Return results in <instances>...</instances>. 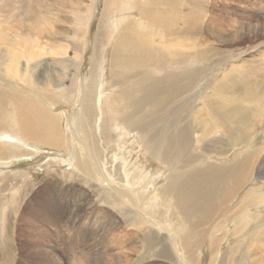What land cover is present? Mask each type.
<instances>
[{
    "label": "rangeland",
    "instance_id": "1",
    "mask_svg": "<svg viewBox=\"0 0 264 264\" xmlns=\"http://www.w3.org/2000/svg\"><path fill=\"white\" fill-rule=\"evenodd\" d=\"M107 1L109 2L107 3ZM175 2V9L178 11V14L181 13L185 15L188 11H192L202 18L204 25L205 23L209 25L215 24L216 29L212 27L217 30V36L211 34L208 36V34L202 30L201 33L194 35V37L188 35L189 38L185 39L184 42L182 41L181 44L185 46L183 48L185 51L184 56L187 53H191L194 49H206V51L202 52L203 57L200 58L192 56L185 59L183 63H177L180 57L177 51L175 63L166 59L164 63L158 66H150L147 65L149 60L141 59L142 62H145L146 67L150 71L147 74L150 73L153 77H163L161 80L166 79L164 76H167V74L171 75L175 72H177L179 76L186 74L188 77V75L193 72H196L197 75L195 77L193 76L194 78L192 79L188 77L193 82L190 83V85L194 84L191 88L192 90L182 91L179 87L181 85L185 87V84L189 81H182L180 79L176 86H166L164 94L162 95L164 100L161 99V96L157 98L158 103L154 108L155 112L162 109L171 111H169L170 114L167 115L166 120L163 121H166V123H161L158 126L156 121V126L153 125L152 129H149L152 126H147L149 130L145 129L147 128L146 125H139L140 129L137 130V127L131 126L130 123L123 124L125 122L122 120V116L124 111L129 109V112L126 113L130 115V111L133 107V103L125 97L124 93H128L132 88L131 84H134L139 78L137 76L133 78L130 77L128 82L125 83H114L113 78H111L110 69L113 63L116 38L118 37L117 34L136 35L134 39L137 42L150 45L146 48L144 47L142 50L147 51L153 48L154 54L163 56L166 51V47L164 46L167 44H172V46H174L173 44L178 42V37L174 32L175 28L177 30V27L178 29H183L184 27L181 23L175 22L172 8ZM11 3L12 0H0V39L4 40L2 44L1 42L3 40L0 41V48H3L5 43L8 45L10 42H14L15 45H21L23 48L30 47V49H34L36 47L35 44L38 46L41 43L35 36L32 38V35L28 33L29 29L25 21L20 23L17 21L24 19V17H9L13 11L14 13L16 12L15 9H12ZM248 3L249 0H155L153 3L151 0H116L115 3H111V0H79L78 8L76 12H74L77 14L76 19H74L75 14L70 16L72 19L69 25L70 29H68L67 33V35H70V38L68 42H66L67 46H71V40L74 38L77 39L75 31L79 28V34L82 35H80L77 51H74V47L73 50L70 48L67 49L70 56L79 55L77 65L71 66V70L66 78V87L69 86L71 89L73 88V94L69 99L66 95L57 96L59 97L57 99L61 101L57 100L56 104L50 107L51 112L61 114L63 117L59 124V130L66 138L65 148H58L56 150V148L47 147L45 145H36L33 142H26L17 135L9 134L8 136L7 134H2L0 136V142H4V145H6L4 146L6 153L4 152L1 156H8V161L4 164L5 167L4 165L0 166V264H83V262L84 264H190V262L192 264H226L227 261V264H229L240 258H242L243 261L241 263H264V233H262L264 231V99H257L259 103L256 101L254 102L252 98H249V95H244L241 92L242 90L250 94L254 86L252 79H254L255 76L251 74V70L253 69V64H257L256 60L254 61L256 58V49L259 48L261 51L264 50V37L261 36L264 35V33H261V35L256 34V36L253 33L256 30L252 27L247 15L249 13ZM150 8H155L163 13L171 14L170 24L166 22L163 29L158 24L155 26L154 23L142 19L140 10L145 11L148 9L151 11ZM2 17L3 20H1ZM6 18L10 19L7 21ZM184 19L185 17L182 20L185 21ZM209 21L211 22L209 23ZM131 25H133L132 28ZM11 27H13V29H11ZM21 28L26 30L24 31ZM100 30H102L103 34L98 38ZM166 39L169 41H165ZM82 40L84 41L83 43ZM192 40H200V46L195 44L192 48V44H194ZM221 40H223V42ZM20 41L23 42L21 43ZM60 42L62 43L64 41ZM74 42L75 41H73V45ZM47 46H49L48 43ZM97 50H99V59L96 64L98 74L93 76V59L97 54ZM142 50L140 52H142ZM124 52L126 51L124 50ZM204 56H208L207 59ZM185 58H187V55ZM258 58H260V56ZM22 60L24 59L21 58L20 62L17 64L18 67H21L20 73L23 70ZM122 61L128 64L125 65L126 69L128 68L130 72L132 70L134 71V67L130 65L137 61L136 58L127 61L125 57ZM38 69L39 67L35 68V71H38ZM1 73V77L5 79L6 76L3 74L4 72ZM227 76L228 79L231 78L229 79V85L235 84L234 91L233 89L231 90V88L217 90L216 82ZM6 78H8V76ZM233 79L234 81H232ZM4 82L5 80H0V85ZM89 88L92 89V94H87ZM174 88H176V91H180L176 96H174L176 92L173 91ZM118 90L122 91L123 98L126 99L125 101H123L124 99L120 100L118 98ZM79 93L82 94L80 95ZM158 95L159 93H157V96ZM85 97H91V104L97 114L94 132L96 134L95 129L99 128L96 134L98 144V153L96 156H98V164L101 165L102 168L101 172L103 173L105 171L103 174H105L109 180L115 181L117 184L119 183V185L127 181L134 192L129 193L124 191V195L130 198L135 194V196L141 199L143 196L148 195V192L153 191L155 198L153 200L148 197V204L146 203L143 205L141 201L137 209L134 204H132L131 200H128L121 193L114 192L110 187L101 184V181L98 182L99 179L96 181L72 167V152L74 149L78 148V146L83 148L81 143L86 144L87 140L82 136L81 143L76 141L75 137L81 136L80 133L82 129L79 128L75 122L72 124L71 114L77 105L84 108ZM169 98H173L170 99L168 103L170 106L167 105ZM122 102H129L131 106L127 105L128 107L124 109L122 107ZM185 103L186 107L184 108ZM208 103L211 106L210 108L198 110ZM255 103L259 104L257 105L256 112L251 110L253 106H256ZM222 105H224V107ZM118 106L121 107V111ZM144 106H149V102L145 103ZM160 107L164 108L161 109ZM239 107L242 108L239 109ZM250 107L252 108L249 110L248 108ZM176 108H179L177 112H175ZM180 109H185V112L183 114L178 113ZM141 110L140 112L143 111L144 113V109ZM172 110H174L175 113L172 112ZM203 110L204 112H202ZM221 111L225 112L222 113ZM186 112L188 113L185 114ZM196 112L198 114L194 117ZM230 112L233 116L229 114ZM126 113H124V115H127ZM236 113L238 115H236ZM180 114L181 117H179ZM177 115L179 119H177ZM184 115L186 116L185 120L189 122V124L193 123L190 122L193 121V119L196 118L195 120H197L193 128H190V133L195 134V131L207 130L203 133L206 135L205 139L208 142L206 140H202L204 143L202 141L199 142V137L205 136L203 133L200 135L195 134L197 139L193 137L194 143L192 142V147L195 149L197 146L198 148L194 150L192 147H189L187 149L192 150L191 154H193V152L197 154L199 151L202 153L201 156L203 155V158L200 157L201 159L199 158L197 162H193V168H190V165L186 164L192 163L191 160H193V157L191 156L192 158H189L190 160L184 162V164L181 160V154L185 157L183 153L186 150L184 151L178 146L175 147V150L174 147L171 146L172 150L175 151L174 153L179 157L174 156L175 154L172 151L168 156V158H171L169 162L170 164L172 163L171 165L176 169L180 167L179 170L183 172V175L181 177L178 175L176 177L169 176L168 180L165 182L168 187H170V181H173L175 178L182 180L191 174L192 170L194 173H196L195 170L199 169H205L209 172L215 171L222 168V166H229L236 160L243 159V157L244 159L250 158L247 154L257 152V159H253L255 164L251 166L250 170L252 177L227 201L222 208L225 211L224 214L222 213L221 207H218L212 216H208L210 219L208 218L207 221L199 227L203 231L200 240L203 243L198 245L199 248L195 247L194 250L192 249V251H196L197 254H194V258H191V261L187 258L185 262L176 256L171 245L165 238L164 232L153 229L152 225L144 220L146 214L147 218H153L150 215L151 212L156 220L163 219L164 215L172 219V223L166 222L169 224L170 230H180L184 228V226H182L184 223L176 217L174 202L172 200H170V202L161 201L157 191H155L156 187L158 188L160 186V184L158 183L157 185L156 182H161L163 178L166 177L167 166L162 161L156 159L151 153L155 152L154 147L156 148L158 144V147H161L158 150L165 152L168 147L166 139L169 133H175L173 131L175 128V131H177L187 123L184 120ZM168 118H171L170 121H168ZM172 119L174 121L176 119L178 124ZM7 120L9 124H12L10 119ZM230 121L231 124H229ZM166 124H168V126H166ZM161 125L162 127L166 126L163 128H167L164 129V139L161 136L163 133V131H160L163 129L160 127ZM76 127H78L76 132L74 131V133H72V130ZM141 127H144L143 132L147 140L142 137ZM168 127L173 130H169ZM158 128L160 129L158 130ZM202 128L205 129L203 130ZM228 129L230 131L232 130L231 133L233 132L231 134V139L228 137L229 133L223 134V131L229 132ZM156 130L161 134L158 135L156 132L159 137L157 136L155 141H149L150 132L152 133ZM209 131L213 132L209 133ZM196 133L199 134V132ZM221 136L223 137L221 138ZM216 137L220 139H218V141L214 140ZM151 142L154 144L152 145ZM235 143L238 146H235ZM220 148L223 150L227 149V151L222 154ZM22 150L30 151L29 156H26L27 153L21 152ZM177 150L183 152L179 151V153ZM202 150L209 153L204 154ZM42 156H45V158L43 161H39L40 159L38 158H43ZM188 156L186 158H188ZM35 160L37 163H35ZM208 164L213 166L208 169L205 167ZM203 166L205 168H203ZM187 171H189V173ZM147 175L148 177H146ZM69 177L70 179H68ZM49 178H57L56 185H54L51 191L48 190L49 194H51L49 196L51 199L50 205L52 206L45 205V203L41 202L45 197V192L40 189L41 184L45 179ZM104 183L109 184L105 181ZM123 189V187H119V190ZM247 193H249V204L246 206L248 212H246L245 216L239 221L238 214L233 213L236 203ZM140 207L150 210V212L145 214V211H142L144 215ZM163 210H166L165 214L162 213ZM48 217L49 219H47ZM108 217H111V219ZM47 221L49 223H47ZM30 222L31 224H29ZM36 223H38V225H36ZM28 224L30 225L29 228H27ZM35 225L39 229L36 228ZM26 228L27 231L24 230ZM154 232L155 235H158L156 236L157 240L151 246H145V244H143L145 242V236ZM43 233H45V235H43ZM177 238L178 241H180L181 237L179 234ZM209 240H211V243H209ZM197 242H195V244ZM212 243L213 246H209ZM177 244L178 246L174 250H176V252L177 250L178 252L181 251L182 254L187 257L188 251L185 253L186 249L181 248L179 242H177ZM164 247H166V251ZM206 247L207 249L210 248L209 251L206 250Z\"/></svg>",
    "mask_w": 264,
    "mask_h": 264
},
{
    "label": "bare ground",
    "instance_id": "2",
    "mask_svg": "<svg viewBox=\"0 0 264 264\" xmlns=\"http://www.w3.org/2000/svg\"><path fill=\"white\" fill-rule=\"evenodd\" d=\"M151 1L153 3L155 0H151ZM108 2L109 1H107V3ZM115 2H116V0H111V3H115ZM78 3H79V0H12L11 6H12V9H15L16 12L14 13V11H13L12 14L9 13L10 14L9 17H13V16L24 17V19L17 20V21L19 23L25 21L27 24V27L29 29L28 33L32 35V38H33V36H35L40 41L41 44L38 43L39 44L38 46H37V44H35L36 47L34 49H30V47L23 48V46H21V45L18 46V45H15L14 42H10V44L7 45L5 43L3 48H0V80H5V82L0 85V136L2 134H7L8 136H9V134L17 135V136H19V138L25 140L26 142H33L36 145L37 144L45 145L47 147L56 148V150L58 148L59 149L63 148V147L65 148L66 138L64 135L61 134V132L59 130V124L61 123V120L63 117L61 114H55V113L51 112L50 107L54 106V104H56L57 100L61 101L60 99H57V98H59L57 96H59V95L65 96L66 95L69 99V98H71V96L73 94V91H72L73 88L71 89L69 86L66 87V78L68 77V74L71 70V66L77 65V60L79 58V55L72 57L69 55V52L67 51V49L70 48L71 50H73V47H74V51L75 52L77 51L78 46H79L78 42H80V35H82V34H79V28L76 29V31H75L76 32L75 35L77 36V39L74 38L71 40V42H72L71 46H67L66 42H68V39L70 38V35H67L68 29H70L69 25H70L71 19H72L70 16H73L75 14L74 12H76V10L78 8ZM175 4H176V2L172 5L173 14L175 17V22L181 23L184 27H183V29L182 28L178 29V27H177V30L175 28L174 32H175V35H177V37H178V40H177L178 42H176V44H173L174 46H172V44H167L166 46H164V47H166V49H165L166 51H165V54H163V56L162 55L157 56L156 54H154L153 48H150L147 51L142 50L144 47L146 48L150 45L147 43H146L147 45H144V43L137 42L134 39L136 37V35L132 36V35H127V34L121 35L120 33L117 34L118 37L116 38L113 63H112V68L110 69L111 78H113L114 83L128 82L130 77L133 78V77L137 76L139 78L136 82H134V84H131L132 88L130 87L131 89L129 90V92L127 91L128 93H126V94L124 93L125 97L128 100H130V102L133 103V107L130 111V115H128V113H126V112H129L130 107L128 108L129 110L124 111V113H126L127 115H124V113H123V116H122V114H121L122 120L125 122L123 124L130 123L131 126L137 127V130L140 129L139 125L140 126L146 125V127L152 126L151 128H149V129H152L153 125H155L156 121H157L158 126L161 123H166V121L165 122H163V121L166 120L167 115L170 114L169 113L170 110L168 111L167 109H162L164 107H162V108L160 107L162 110H158V112H155L154 108L158 103L157 98L161 96V99H163L162 95L164 94L166 86L167 85L176 86L178 81H180V79L182 81L184 80V81H189V82L187 84H185V87H183L184 85L183 86L181 85L179 88L182 91L190 90L194 85V84L190 85V83H193L190 79L194 78L197 75L196 72L190 73L188 75V77L190 78L189 79L186 74L179 76L177 74V72H175L171 75L167 74V76H164V77H166V79L161 80L163 77H158V76L153 77V76H151L150 73L147 74L150 71L146 67L145 62H142L141 59L143 58L144 60H146V59L149 60L150 64L148 63L147 65H150V66L151 65H157L158 66V65L164 63V61L166 59L175 63V55H176L177 51L180 55V57L177 60V63H183L185 59H188L192 56H197L198 58H200V57H203L202 52L206 51V49L205 50L201 49V48H199V50L194 49L191 53H187L186 54L187 58H185L186 55L184 56L185 51L183 49L185 46L181 44L182 41L184 42L185 39L189 38L188 35H190V37H194V35L201 33L202 30L205 33H207L208 36H209V34H211V35L217 34V30H215L216 29L215 24H214L215 26L213 24L209 25L208 23H205V25H204L202 18L199 15H197L195 12H192V11H188L185 15H182L181 13L178 14V11H176V9H175ZM248 4H249L248 5L249 6L248 7L249 13L247 15L249 17V20L251 22L252 27L254 28V30H256L253 33L255 34V36H256V34L261 35V33H264V0H249ZM150 9L152 12L149 11L148 9L145 11L140 10V14L142 16V19H144V20L146 19V20H148V22L154 23L155 26L158 24L163 29H164V25L166 24V22H168L170 24V20L172 17L171 14L163 13L160 10L155 9V8H150ZM6 13H4V14H6ZM76 17H77V14H75L74 19H76ZM184 17H185V19H184L185 21L182 20ZM6 19H4V20H6ZM8 19H10V18H8ZM8 19H7V21H8ZM18 19H20V18H18ZM1 20H3V17ZM210 22L211 21H209V23ZM133 25H134V23H133ZM133 25H131V28L133 27ZM24 26H25V24H24ZM13 27H11V29H13ZM6 28H7V26H6ZM22 30L25 31L26 29H22ZM251 30H253V29H251ZM25 33L28 36H30L27 32H25ZM102 34H103L102 30H100L98 33V38ZM185 34H187V35H185ZM261 36L264 37V35H261ZM27 39H28V37H27ZM1 40H3V39H0V41ZM60 41H64V42L61 43ZM73 41H75L74 45H73ZM165 41L168 42L169 40L166 39ZM192 41L194 42V44H192V42L190 41L192 44V48H193V45H195V44H198L200 46V40H192ZM221 41L223 42V40H221ZM83 42L84 41L82 40V43ZM2 43H4V40L1 42V44ZM47 43L49 44V46H47ZM263 44H264V40H263ZM155 46H156V44H155ZM167 46H170V47H167ZM33 47H31V48H33ZM159 47H161V46H159ZM124 50L127 53L124 52ZM141 50H142V52H140ZM96 53L97 54L95 55V58L93 59V62H94L93 63V65H94L93 76H96L98 74V69L96 68V64H97V60L99 59V56H98L99 50H97ZM207 54H209V53H207ZM257 56L258 57L260 56V58H258ZM125 57H126L127 61H131L132 58L137 59L136 62H133L130 65L131 67H134V71L132 70L130 72L128 68L126 69L125 65L127 63L125 61H122L125 59ZM207 57H205V58L207 59ZM21 58L24 60H22L23 61V63H22L23 64L22 65L23 70L20 73L21 67H18L17 64H18V62H20ZM255 60H256L257 64L256 65L253 64L252 70L248 69V70H251L252 71L251 74H253L255 76V78L252 79V83L254 85L253 88L251 89L252 91L250 92V94H249V92L247 93V92L242 91V90H241V92L244 95H246V94L249 95V98H252V101L258 102L257 99H259V100L264 99V50L261 51L259 48L256 49V58L254 59V61ZM37 67H39V69H38V71H35V68H37ZM249 68H251V67H249ZM151 69H153V68H151ZM187 71H188V69H187ZM1 72H4L3 74H5L6 77L8 76V78L5 77V79H3L1 77L2 76ZM254 76H252V77H254ZM126 77H127V79H126ZM229 79H231V78H229ZM229 79L227 76L225 78H222L218 82H216L217 90H223L225 88H231V90L233 89V91H234V85L235 84L229 85ZM244 80H246V79H244ZM232 81H234V79ZM246 81H248V80H246ZM242 87H243V85H242ZM175 89L176 88H174L173 91H176ZM74 90H76V89H74ZM170 90H171V88H170ZM91 91H92V89L89 88L87 90V94H90V93L92 94ZM177 91H176L177 93L176 92L174 93V96H176L180 92L179 90H177ZM157 93H159L158 96H157ZM84 95H86V94H84ZM179 95H181V94H179ZM239 95H240V91H239ZM117 96L120 100L124 99L123 93L121 90H118ZM85 98L86 99H85L84 108L82 106L79 107L77 105V107H75L73 113L71 112L72 113L71 114L72 124L75 122L77 124V126L82 129V131L80 133L81 136L75 137L76 141L81 143L82 142V140H81L82 136L87 140L86 144L81 143L83 145V148L78 146V148L74 149V151H73L74 153L72 152V157H73L72 167L74 169L88 175L92 179H95L96 181H97V179H99L98 182L101 181L100 182L101 184L110 187L112 190H114V192L121 193L128 200H131L132 204H134V206L137 209L139 208V203H141V201H142L143 205H145L146 203L148 204V202H147L148 197H150V199H153V200L155 198L153 195V191L148 192V195L143 196V198H141V199L138 196H135V194L133 195L132 198H130V197L124 195V191H127L129 193L134 192V191H132V187L129 185V183H127V181H125L124 183L119 185V183L117 184V183H115V181L109 180L108 177L105 174H103L105 171L103 173L101 172L102 168H101V165L98 164V160H97L98 156H96L98 153V151H97L98 144H97L96 134H97L99 128L95 129L96 134L94 132V128H95L94 124H95V121L97 118V114H96V111L93 109V106L91 104V97L90 98L85 97ZM175 98H177V97H175ZM170 99H173V98H169L167 105L170 102ZM125 100L126 99H124L123 101H125ZM224 101H226V100H224ZM239 101H240V99H239ZM147 102H149V106L145 107L144 105ZM122 103H123L122 107L124 109H126L128 107L127 105L131 106V104L129 102H122ZM174 103H175V101H174ZM183 103H182V105H183ZM258 103L257 104L255 103L256 106H253V109H251L252 107H250L248 109L249 110L251 109L254 112H256L257 111V105H259ZM168 106H170V105H168ZM172 106H175V105H172ZM222 106L224 107V105H222ZM118 107L121 111V107L120 106H118ZM185 107H186V103L184 104V108ZM210 107L211 106L208 103L204 107H200L198 110L200 111V109H206V108H210ZM236 107H238V106H236ZM245 107H246V105H245ZM225 108H229V107H225ZM241 108L239 107V109H241ZM141 109L142 110L144 109V113ZM178 109L176 108L175 112H177ZM140 110L142 112H140ZM97 111H99V110H97ZM193 111H194V109H193ZM193 111H191V112H193ZM219 111H220V109H219ZM172 112H174V110H172ZM184 112H185V109H183V110L180 109L178 111V113H182V114ZM202 112H204V110ZM224 112H222V113H224ZM187 113L188 112H186L185 114H187ZM227 113H228V111H227ZM196 114H198V113L196 112L194 117H196ZM229 114L232 115L231 112ZM156 115H157V117H156ZM236 115H238V114L236 113ZM111 116H113V115H111ZM179 117H181V114L179 115ZM179 117L177 115V119H179ZM185 117L186 116L184 115V120L186 119ZM234 117H232V118H234ZM258 118H259V116H258ZM7 119H10L12 124H9ZM168 119H169L168 121H170L171 118H168ZM195 119H193V121H190V122H193L190 124H189V122H187L185 120L188 124L187 123L184 124L183 127H181L180 129H178L179 128L178 127L177 131H175L176 128H175V130H173V129L168 127L169 130H173L175 133H173V132L169 133V135L166 139V143H167L168 147L165 150V152L158 150L159 148H161V147H158L159 144L156 145V148L154 147L155 152L150 151L156 159L162 161L167 166L166 167L167 168L166 177H164L161 182H156V184L158 185V183H159L160 186L158 188L156 187L155 191H157L161 201H163V202L169 201L170 202V200H172L174 202V207H175L174 210L176 213V217L178 219H180V221L182 223H184V225H182V226H184V228H181L180 230H176V229L170 230V228L168 226L169 224H167L166 222L172 223L173 222L172 219L167 218L164 215L163 219L156 220L154 218V216L152 215V213L150 212V210H146V209L140 207L141 212L145 211V214L150 212V215L153 217V218H151V217L147 218V216H146L147 214L145 215L142 212L145 215V217H144L145 222L148 221L152 225L153 229L164 232L163 234L165 235V238L167 239V241L171 245L172 250L175 252L176 256L181 258L182 261H184V262L187 260V258L191 261V258H194V254L195 253L197 254V252L192 251V249L194 250L195 247H198L199 244L201 245L203 243L200 241L202 238L201 235L203 234V231L199 227L204 222H206L210 216H212L214 214V212L216 211V209L218 207H221V209H222L225 206V204L227 203V201L234 194H236V192L238 190H240L244 186V184H246L250 180V178L252 177L251 172H250L251 166L255 164L253 159L254 158L257 159V152H254L253 154H247L248 156H250V158L248 157V158L244 159V157H243V159L236 160L231 165L225 166V167L222 166V168H219L215 171L209 172L205 169H199V170H195L196 173H194V171L192 170L193 175H192V173L189 174L190 176L189 175L186 176L185 177L186 179L183 178L185 180L175 178L173 181H170L171 180L170 179L169 180L170 181V183H169L170 187H168L165 184V182L168 180L169 176L170 177H176L178 175L179 177H181L183 175V172L181 170H179L180 167H177L178 169H176L174 166L171 165L172 163L170 164V162H169V159H171V158H168V156L173 151L171 146H173L174 149L176 146H178V147L182 148L184 151L186 150L183 153V154H185V157L181 154L182 163L190 160L193 157L192 158L193 160H191L192 163L190 161H189L190 163H186V164L190 165V168L191 167L193 168V166H194L193 162H197V160L200 157L203 158V155L201 156L202 153H200L199 151L197 154L195 152H193V154H191L192 150L187 149L189 147H192L193 137L196 138L195 134L200 135L203 132L205 133L207 131V130L206 131L201 130V131H195V134L190 133V131H191L190 128H193L194 123L197 121ZM184 120H182V121H184ZM175 121H176V119H175ZM237 122H239V121H237ZM173 124H175V123H173ZM177 124H178V122H177ZM229 124H231V121ZM130 125H127V126H130ZM238 125H239V123H238ZM166 126H168V124H166ZM166 126H163V127H166ZM173 126H175V125H173ZM78 127L74 128L72 130V133H74V131L76 132ZM160 127H162V125ZM197 128H200V127H197ZM145 129L149 130L148 127ZM159 129L160 128H158V130ZM164 129H167V128H163L160 130V131H163V133L161 135L163 139L165 137V135H164L165 130ZM202 129L204 130L205 128H202ZM214 129H216V128H214ZM143 130H144V127L142 128V131H141L142 137L145 140H147L145 138V134H144ZM130 131H132V130H130ZM231 131L230 130H229V132L223 131V134L229 133L228 137H230V139H231L232 138L231 134L233 133V132L231 133ZM156 132H157V130L155 132H152V133L150 132V135L148 138L149 141H155L157 139V136L161 134V133L159 134L157 132L158 133V135H157ZM196 132H199V134ZM210 132L211 131H209V133ZM141 133H139V134H141ZM213 134H215V133H213ZM207 136H208V134H207ZM222 137L223 136H221V138ZM205 138H206V135L204 137H199V142H201L202 140H206ZM218 139H220V138L219 137L214 138V140H217V141H218ZM238 141H236V142H238ZM210 143H212V142H210ZM151 144H152V142H151ZM208 145H206V146H208ZM234 145L236 146L237 144L235 143ZM4 146H6V145H4V142H0V161H1L0 166L6 164V161H8V156H1L5 152ZM109 147H111V146H109ZM169 147H171V148H169ZM147 148H148V146H147ZM150 148H149V150H150ZM197 148L198 147L196 146L195 149H197ZM223 148H225V147H223ZM233 149H235V148H233ZM179 151H181V150H177V152H179ZM202 151L204 154L209 153V152H206L205 150H202ZM226 151H227V149L223 150L222 148H220V152L222 154ZM21 152H24L25 154L27 153L26 156H29V154H30V151L22 150ZM174 152L175 151H173V153ZM181 152H183V151H181ZM188 155H190V156H188ZM174 156L179 157V156H177V154H175ZM187 156H188V158H186ZM44 158H45V156L43 158H38V159H40L39 161H43ZM30 159H32V158H30ZM38 159H36V160H38ZM174 159H176V158H174ZM259 159H260V156H259ZM36 160H35V163H37ZM9 162H10V160H9ZM177 165H178V163H177ZM212 166L213 165L208 164L205 167L210 169ZM4 167H5V165H4ZM205 167L203 166V168H205ZM132 172H131V174H132ZM187 172L189 173V171H187ZM106 173H107V171H106ZM6 176H7V173H6ZM123 176H124V174H123ZM132 176H133V174H132ZM146 177H148V175ZM9 179H8V181H9ZM68 179H70V177ZM104 181L108 182L109 184H105ZM56 182H57V178H53V179L49 178V179H45V181H43V183L41 182L42 184H41L40 189H42L45 192V197L43 198V200L41 202L45 203V205L46 204L50 205V203H51V199L49 196L51 194H49V191H51V189L54 187V185H56ZM216 184H218V185H216ZM119 187H123L124 189L119 190ZM71 189H69V190H71ZM59 190H60V188H59ZM55 192H56V190H55ZM74 192H75V190H74ZM47 193H48V195H47ZM125 194H126V192H125ZM248 195H249V193L244 195L243 198L241 197L242 199L238 203H236L235 210H234L233 214H238V220L239 221H240V219H242L245 216L246 212H248V210L246 209V206L249 204ZM129 196H130V194H129ZM77 198H79V197H77ZM59 199H61V198H59ZM69 199H70V197H69ZM156 199H157V197H156ZM76 202H77V200H76ZM50 206H52V205H50ZM65 206H66V202H65ZM82 208H83V206H82ZM54 210H56V209H54ZM222 211L221 212L224 214L225 211L223 209H222ZM142 213H140V214H142ZM162 213L165 214L166 210H163ZM22 215H24V214H22ZM43 215H45V214H43ZM141 216H143V215H141ZM38 218H39V216H38ZM108 218L111 219V217H108ZM47 219H49V217ZM53 220H55V219H53ZM18 222H20V221H18ZM47 223H49V222L47 221ZM29 224H31V222ZM29 224H28L27 228H29V226H30ZM36 225H38V223H36ZM36 225H35V227H36ZM49 227H51V226H49ZM27 228L24 230L27 231ZM36 228H38V227H36ZM28 230H30V229H28ZM262 233H264V231ZM36 234H37V232H36ZM36 234H35V236H36ZM178 234L181 237L180 241H178V238H177ZM43 235H45V233H43ZM52 235H53V233H52ZM29 236H31V235H29ZM81 236H82V233H81ZM156 236H158V235H155V232L149 233L148 235L145 236V239H144L145 242L143 244H145V246H151L157 240ZM261 236H262V234H261ZM129 238H130V236H129ZM197 241L198 242L200 241V242L198 243ZM209 241H210L209 243H211V240H209ZM177 242L180 243L179 246L181 248L186 249L185 253L188 251L187 257H185L181 251L178 252V250H177V252H176V250H174L178 246ZM195 242H197L198 244L197 243L195 244ZM213 243H215V242H213ZM213 243L210 244L209 246H213ZM38 246H40V245H38ZM209 249H207V247H206V250L209 251ZM164 250L166 251V247H164ZM78 254H80V253H78ZM231 259H232V257H231ZM229 261H230V259H229ZM212 262H213V260H212ZM241 262H243L242 258H240L237 261L234 260V262H230L229 264H248V263H241ZM227 263H228V261H227ZM83 264H84V262H83ZM190 264H192V263L190 262ZM219 264H221V263H219ZM256 264H264V263L258 262Z\"/></svg>",
    "mask_w": 264,
    "mask_h": 264
}]
</instances>
